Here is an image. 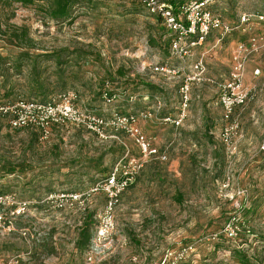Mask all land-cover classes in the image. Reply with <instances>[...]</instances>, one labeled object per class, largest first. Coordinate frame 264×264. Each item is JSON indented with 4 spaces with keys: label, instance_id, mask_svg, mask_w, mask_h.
<instances>
[{
    "label": "rangeland",
    "instance_id": "374dc122",
    "mask_svg": "<svg viewBox=\"0 0 264 264\" xmlns=\"http://www.w3.org/2000/svg\"><path fill=\"white\" fill-rule=\"evenodd\" d=\"M45 8L44 1L0 0V99L28 97L37 79L49 90L60 84L74 92L81 110L103 116L150 110L152 117L139 125L166 158L144 156L125 133L100 141L81 127L54 126L41 141L36 131L10 128L0 119V193L20 203L18 213L7 209L10 226L0 231V260L84 264L81 230L89 226L90 244L107 201L104 191L91 189L117 162L134 158L141 166L114 206L113 236L92 264H159L186 245L193 250L182 264H241L237 248L247 250L248 264H264V46L245 65L244 85L254 96L238 110L244 136L228 155L219 139L216 83L226 78L243 34L217 42L218 33H212L179 60L170 55L166 30L140 0H93L73 6L60 20L50 19ZM212 10L234 24L242 12L264 14V0H217ZM259 32L264 24L255 26ZM200 58L215 84L194 85L182 125L164 124L162 116L177 113L181 76L165 78L148 64L185 71ZM104 92L117 97L107 103ZM70 193L82 194L83 208L60 201V194ZM232 216L238 218L237 234L228 239L224 227Z\"/></svg>",
    "mask_w": 264,
    "mask_h": 264
},
{
    "label": "built area",
    "instance_id": "2783aa9c",
    "mask_svg": "<svg viewBox=\"0 0 264 264\" xmlns=\"http://www.w3.org/2000/svg\"><path fill=\"white\" fill-rule=\"evenodd\" d=\"M140 1L147 7L149 13L159 17L160 23L168 35L170 55L179 60H184L191 54L192 50L202 46L213 31L218 33V42L232 32L246 35V37L242 35L236 41L227 77L216 83L223 122L219 139L227 154H234L240 136L238 110L254 96L253 90L244 85L245 65L249 55L264 46V32L254 33L256 25L264 24V14L242 12L236 23L231 24L209 8V5L217 0H186L175 5L159 0ZM148 67L154 74L165 78L181 76L178 87L177 113L161 117L164 124L175 128L182 125L187 117L192 87L202 82H215L206 78L205 66L201 58L195 60L185 71L168 63H149ZM258 72V69L254 70V74ZM102 97L105 102L110 103L116 99L117 94L104 93ZM128 98L131 101L134 97L130 95ZM76 100L77 95L74 92H64L51 96L46 101L19 99L0 102V117L6 118L10 128H35L39 132V140L41 141L50 136L54 126L81 127L92 133L100 141L119 140L120 134L125 133L134 139L144 156L166 158L164 154L159 153L158 149L153 146L151 139L140 128V120L152 117L150 110H140L136 113L115 111L108 116H103L79 109L75 106ZM156 104L157 107H160L159 100L156 101ZM140 166L141 163L134 158L120 160L113 166L109 175L91 189L92 191H104L107 201L98 216L94 238L87 245L84 264H92L94 257L105 251V245L112 238L115 228L113 208L119 201L122 192L134 181L135 170ZM240 193L243 194L244 192ZM50 198L52 195L46 199L49 200ZM59 198L60 201L63 199L70 200V204L75 203L83 208L84 198L82 194H60ZM19 205L20 203L16 202L11 194L0 193V231H6L9 228L10 220L7 214L8 212L11 214L18 213ZM25 205L26 203L23 202L22 206ZM8 208L11 210L7 212ZM237 220L236 216H232L225 224L224 233L228 239L236 238L237 233L234 224ZM192 250L191 245L182 246L164 256L159 264H182L188 259ZM0 264H18V261L0 260Z\"/></svg>",
    "mask_w": 264,
    "mask_h": 264
},
{
    "label": "trees",
    "instance_id": "16d2710c",
    "mask_svg": "<svg viewBox=\"0 0 264 264\" xmlns=\"http://www.w3.org/2000/svg\"><path fill=\"white\" fill-rule=\"evenodd\" d=\"M14 1L15 2H19V3L23 4V5L33 4L35 1H44L45 2V6H46L45 11L48 14L49 18L50 19H54V20H60V19H66V18H68L69 14H70V11L73 8V6L78 5V4H81V3L92 2L93 0H14ZM159 1H161V2H168V3H171V4H174L175 5L177 3L182 2L183 0H159ZM154 17L157 19L158 23H160L159 17L158 16H154ZM168 41H169V39L167 38V42ZM20 67H21V64L20 63H18L15 66V68H17V69H20ZM120 73H122V72H120ZM32 81H33L34 84L30 87V90L28 91V95H27L28 97L24 98L23 96H24L25 93H21V94H18L17 97H15V98H8L7 97V98H4V99H0V102L15 101V100H19V99L36 100V101H46L51 96L64 93V91L62 89H60L62 87H60L61 85L59 83H58L59 85L55 87V90L54 89H50L49 90L47 87H43L42 84L39 83V80L35 79V80H32ZM144 85L149 90H152V89L155 88V86L153 84H150V83H146ZM104 93H107V92H104ZM4 95H6V94H4ZM0 119L1 120H4L7 123L6 118L0 117ZM27 128L36 131L37 137L39 139V132H38V130H36L35 128H32V127H27ZM17 129H22V128H17ZM158 151H159V153L162 154V152H160V150H158ZM111 169L108 172L107 176L111 172ZM106 177H104V179ZM81 231H82L81 232V238L78 241V246L81 247V248H83L85 246L84 248H87L86 246H87V243H88L89 238H90L89 226L87 225ZM237 249L238 250H233L234 251L233 252L234 255L239 258L241 264H248V258L245 255L247 253L246 252L247 250L246 251L245 250H241L242 248H237Z\"/></svg>",
    "mask_w": 264,
    "mask_h": 264
},
{
    "label": "crops",
    "instance_id": "0c3cea01",
    "mask_svg": "<svg viewBox=\"0 0 264 264\" xmlns=\"http://www.w3.org/2000/svg\"><path fill=\"white\" fill-rule=\"evenodd\" d=\"M215 2V1H214ZM214 2H212L210 5H209V8L211 9V5L214 3ZM213 11V10H212ZM214 12V11H213ZM216 31H213L212 33H215ZM212 33L209 35V36H211L212 35ZM210 37H208V39H209ZM218 42V41H217ZM190 67V66H189ZM228 75V74H227ZM227 77V76H226ZM246 105V104H245ZM242 108V107H241ZM241 108H239V111H240V109ZM243 136H244V134H243V131L240 129V136H239V138H238V140H237V144H238V141H240L242 138H243Z\"/></svg>",
    "mask_w": 264,
    "mask_h": 264
}]
</instances>
